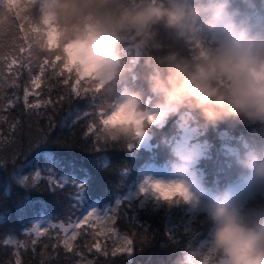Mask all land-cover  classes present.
Masks as SVG:
<instances>
[{"label": "clouds", "instance_id": "obj_1", "mask_svg": "<svg viewBox=\"0 0 264 264\" xmlns=\"http://www.w3.org/2000/svg\"><path fill=\"white\" fill-rule=\"evenodd\" d=\"M5 19L24 25L34 49L86 90L95 144L138 149L175 121L161 140L163 174L144 173L135 192L207 226L175 264H264V203L240 190L264 193V140L229 148L235 174L223 186L199 169L210 129L264 132V0H0V25ZM161 29L189 54L165 52Z\"/></svg>", "mask_w": 264, "mask_h": 264}, {"label": "trees", "instance_id": "obj_2", "mask_svg": "<svg viewBox=\"0 0 264 264\" xmlns=\"http://www.w3.org/2000/svg\"><path fill=\"white\" fill-rule=\"evenodd\" d=\"M24 28L18 21L7 19L0 25V241L12 237L23 245L17 249L0 243V264H15L17 258L21 264H175L195 237L202 239L206 235L207 226L182 208L169 209L142 198H127L144 174L142 169L165 164L168 152L161 140L174 135L175 121L153 129L151 149H107L95 144L89 130L93 119L90 96H77L68 90L69 85L59 82L63 77L54 75L55 65L34 49ZM157 39L164 44L165 52L189 54L182 42L169 37L163 29ZM38 66L44 67L45 74L36 88L31 80L38 74ZM29 68L33 69L31 74ZM136 73L141 77L145 74L143 60ZM129 83L144 86L142 79L132 81L130 77ZM26 90L30 93L29 104L39 107L25 105ZM252 138L264 140V132L257 127L221 124L202 135L207 155L199 169L210 185L223 186L232 180L235 170L228 150ZM49 157L55 162L53 179L66 175L77 185L81 180L85 182L83 202L76 208L72 205L79 188L71 179L63 188L47 182L44 169L51 163ZM34 159L39 169L29 167ZM35 170L41 171V178L34 186L18 182L17 177L29 176L31 185ZM261 195L264 194L256 192L252 197L258 205L264 203L259 200ZM119 197L121 204L114 214L112 229L132 240L130 256L123 250L113 255L118 249L114 232L99 233L93 221L81 225L76 240L71 242L72 252L64 248L66 233L62 229L49 227L39 237L34 232L29 234L34 222L43 216H49L53 224L68 227L69 218L71 223L76 222L92 203L104 208Z\"/></svg>", "mask_w": 264, "mask_h": 264}, {"label": "snow or ice", "instance_id": "obj_3", "mask_svg": "<svg viewBox=\"0 0 264 264\" xmlns=\"http://www.w3.org/2000/svg\"><path fill=\"white\" fill-rule=\"evenodd\" d=\"M36 71H37L38 74L32 75L31 83H32L33 87L38 88L40 86V84H41V77H43L44 74H45V69H44L43 66H38V67H36ZM29 72L31 74L33 72V69L29 68ZM54 75L55 76H59V77H63V80L59 81V82L69 85V89L68 90L70 92H75V94L77 96H80L82 94H86V90L78 89L75 85H74L75 86L74 87L73 83L63 73L57 71ZM29 94L30 93L26 90L25 94H24V103H25V105L30 107V108L31 107H39L38 104H29V101H28V95ZM46 103H51V101H47ZM89 107H91L93 109V112L90 115H91L92 118H94V107H95V104H94V102H93V100L91 98H90V101H89ZM85 115H89V114L85 113ZM94 127H95V124H94L93 119H92V124L89 125V130H92ZM49 160L51 161L50 157H49ZM54 164H55V162L51 161L49 166L44 169V171L46 173V176H47V182L51 186L54 187V186L58 185L59 187L63 188L67 183H69L70 179H71V183L72 184L77 185V181L75 179H72V178H70L69 176H66V175H61V177H59L58 180L57 179H53V176H54L53 165ZM29 167H32L33 169H39L40 166H39L38 161L34 159L30 163ZM40 178H41V171H39V170H35L34 171V179L32 180L31 185L29 184V176H19V177H17L18 182L21 185H24V186H34L35 183H37L40 180ZM77 186L79 188V192L76 194L75 202L72 205L73 208H76L78 205H80L83 202V193H84V188H85V182L83 180H81V181H79ZM117 204L118 205L121 204V201H117ZM93 215H96L98 217V219L100 218V214L96 213L95 209L92 212H89L86 216L78 218L75 223H71V218H69V226L73 229V233L70 234V239L72 241H75L76 238H77V234L75 233L74 230L81 226V219H83L85 221H88ZM103 219L105 221H107V223L109 225H111V224L115 223L116 217L114 215L113 216H104ZM42 224H47L48 227L62 229L65 233H69V227H66L64 224L57 225V224L51 223V219L50 218H40V219L36 220V223H35L34 227L31 228L29 234L34 232L36 234V236H40L42 233L40 232L39 229H40ZM46 230L47 229H45V231ZM110 230L115 232V229H110ZM0 243L14 245L17 249H19L20 247H23L22 244H20L19 242L15 241L14 238H12V237H8V238L0 241ZM33 243H34V241H33ZM124 244H126L127 246L124 247L122 245L123 251L126 252L130 256L132 254V252H133V248L131 247L132 240L127 238V237H124ZM64 248L67 249L68 252H72L73 251L72 244L69 242V239H67V238H65V240H64ZM97 248H98V246H97ZM118 251H120V249H116L113 252V255H115L116 252H118ZM16 255L18 257L19 256V252H17ZM15 264H21V262H20V260L18 258L15 261Z\"/></svg>", "mask_w": 264, "mask_h": 264}, {"label": "rangeland", "instance_id": "obj_4", "mask_svg": "<svg viewBox=\"0 0 264 264\" xmlns=\"http://www.w3.org/2000/svg\"><path fill=\"white\" fill-rule=\"evenodd\" d=\"M152 145H153L152 140H150L148 143H146L143 146L145 148L151 149V148H153ZM209 159H210V157H209ZM164 165L165 164H162V165L151 164V165L147 166V168L145 170H143V171H144V173H146V172H153V173H156V174H163ZM240 190H241L242 194L246 198H248V199L249 198H252L255 195L256 192L258 193V191L257 190H254V189H252V190H249V189H240ZM135 192H136V189H134L133 191H130L127 194V198L129 200H133L134 198H136ZM117 201H121V197L117 198V200L114 202V204L107 205L104 208L99 207V205L96 202L95 203H92L89 207H87V209L85 210V212L82 214L81 217L86 216L89 212H92L95 209V212L100 214V218L98 219V217L96 215H93L88 221H93L96 224L99 233L106 234L107 232H110L111 231L110 229H112V225L113 224L109 225L107 223V221H105L103 219V217L104 216H113L117 212V210L119 208V205L117 204ZM141 204H144V202L141 203ZM41 218H50V217L49 216H43ZM88 221H85V220L81 219V225L83 223H85V222H88ZM35 223H36V221L34 222V225H35ZM68 227H69V233H66L65 238L69 239V242L71 243L72 240L70 239V234L73 233V229L70 226H68ZM80 227L74 230L76 234L78 233ZM48 228L49 227H48L47 224H42L39 230H40V232L42 234H44L46 232L45 229H48ZM37 237H39V236H37ZM124 237L125 236L123 235V233H121V232H114V238L116 240L117 247L120 250H123L122 245L124 247H126V244H124Z\"/></svg>", "mask_w": 264, "mask_h": 264}]
</instances>
